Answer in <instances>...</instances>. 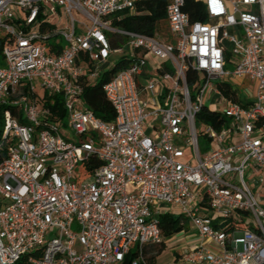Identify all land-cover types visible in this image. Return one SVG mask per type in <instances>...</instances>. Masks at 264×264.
Listing matches in <instances>:
<instances>
[{
    "label": "built area",
    "instance_id": "1",
    "mask_svg": "<svg viewBox=\"0 0 264 264\" xmlns=\"http://www.w3.org/2000/svg\"><path fill=\"white\" fill-rule=\"evenodd\" d=\"M135 1L0 0V264H121L130 251L137 264L146 245L163 241L159 216L171 209L199 237L184 260L264 264V0H197L206 22H190L185 0H167L174 44L112 25ZM55 36L63 48L50 54ZM113 36L125 43L112 48ZM110 53H125L129 65L102 85L115 110L103 121L83 92L113 64ZM148 54L159 60L155 75ZM228 78L255 89L244 98ZM57 95L63 119L53 112ZM220 99L225 108L210 110ZM203 109L226 122L197 126ZM92 158L101 164L85 169ZM79 163L86 177L75 182ZM232 219L247 228H230Z\"/></svg>",
    "mask_w": 264,
    "mask_h": 264
},
{
    "label": "trees",
    "instance_id": "2",
    "mask_svg": "<svg viewBox=\"0 0 264 264\" xmlns=\"http://www.w3.org/2000/svg\"><path fill=\"white\" fill-rule=\"evenodd\" d=\"M167 0H136L135 7L132 13L126 11L118 12L112 16V25L135 32L144 33L147 35H154L160 29V26L164 23L166 25V8ZM183 11L189 16L190 22L200 21L206 22L207 17L204 12L203 4L197 0H185ZM119 16V19L116 17ZM48 26H43L42 29L53 27L50 23ZM113 36L110 38L112 48H117L125 43L124 37ZM4 45V38L0 37V64L2 63L1 51ZM49 53L55 54L63 48V44L53 37L48 40ZM129 65V59L123 57L111 65H106L98 82L94 86H84L83 98L87 106L94 112V114L103 121H111L115 117V110L111 103L107 100L102 85L107 82L117 71L125 68ZM195 73L188 71L186 74V81L190 86L195 80ZM225 93L229 95V87H225ZM48 100V99H47ZM49 101V100H48ZM53 112L54 114L63 119L65 117V110L62 106V99L59 95L53 96ZM226 122L225 117H221L215 113H211L205 109L201 110L195 117V123L197 126L201 124L212 125L215 129L219 130L221 125ZM1 130V129H0ZM200 151H205L207 148L205 137L198 136ZM6 149L4 148L0 152V160L5 156ZM101 162L95 158L84 161L83 165L85 169L91 170L93 167H97ZM184 220V222H183ZM159 225L162 231L163 241L158 244H153L150 248L143 251V259L137 264H154V258L159 254L165 246L164 239L170 237L174 233L182 230L185 227V219L182 215L163 214L159 216ZM238 226L241 228H247V225L238 223L232 219L230 228ZM156 247V248H154ZM150 252L151 254H148ZM138 257V253L130 251L121 264H132V261ZM26 258L23 257L17 264H26Z\"/></svg>",
    "mask_w": 264,
    "mask_h": 264
},
{
    "label": "rangeland",
    "instance_id": "3",
    "mask_svg": "<svg viewBox=\"0 0 264 264\" xmlns=\"http://www.w3.org/2000/svg\"><path fill=\"white\" fill-rule=\"evenodd\" d=\"M66 20H67V17L66 18L64 17L63 20H62V23L59 25V27H62L63 25H65L66 24ZM77 31H80V29L78 27H77ZM157 34L161 38L165 39L167 42H170L172 44L175 43V38H174L172 32L169 30L167 23H166V25L163 23L160 26V29L158 30ZM226 46H227L228 49L231 48V45L230 44H227ZM125 55H126L125 53H110L108 55L107 59H108L109 62L114 63V62L118 61L119 59L123 58ZM0 66H3V63H1ZM233 68H234V65L232 63H229V62L226 63V65H225V70L226 71H232ZM153 74H156V73H153ZM228 79H229L230 83L235 84L238 87L239 92L241 93V95L244 98H246V96H247V94H246L247 91H251L252 92L255 89L254 82L252 80H249L248 78H246L244 80L242 78H228ZM216 81L217 80L215 79L214 82H216ZM34 82L36 84V91L39 94L43 93V89L39 86V81L35 79ZM247 98H249V97H247ZM225 106H226V103L223 100L220 99V100H217L216 102L214 101V103L210 104L209 105V109L210 110H215L217 108L223 109V108H225ZM148 121H151V117L148 118ZM59 130H60V133H61V135L63 136L64 139L68 140L70 137H72V133H71L69 127L67 126V121H65L59 127ZM150 131H151V129L149 127L144 126V132L146 134H149ZM67 137H68V139H67ZM185 152L190 155L191 150L190 149H186ZM187 159H188V157H186V156L183 158L184 161L187 160ZM73 173L75 175V178H74L73 181H75V182H80V181H82L86 177V171L83 168L82 163H79L78 165H76L74 167ZM175 213L176 214H180L181 211L179 209H177L175 211ZM244 218L247 221L248 220H251V218L250 217H247V216H245ZM52 231H54V230L52 229ZM184 235L186 237V236L190 235V233L189 232H185ZM184 235L182 237H184ZM175 237L176 236L171 237V238L168 239L169 241L168 240L167 241L170 244H173L171 242H174V243L175 242H178L177 241V238H175ZM76 248H78V249L81 248L80 245H79V243H76ZM133 248H135V247H133ZM154 248H156V247H154ZM238 249L239 250L242 249V245L241 244L238 245Z\"/></svg>",
    "mask_w": 264,
    "mask_h": 264
},
{
    "label": "crops",
    "instance_id": "4",
    "mask_svg": "<svg viewBox=\"0 0 264 264\" xmlns=\"http://www.w3.org/2000/svg\"><path fill=\"white\" fill-rule=\"evenodd\" d=\"M125 57V56H124ZM146 60H147V65L146 68L148 70V72L150 74L156 73L155 69L153 68V66H156L159 63L158 58H156L155 56L148 54L146 56ZM155 75V74H153ZM165 206V204L160 203L158 205L159 208H163ZM176 209H171V211H167L165 213H161V215L163 214H171V215H182V214H176L175 213ZM183 216V215H182ZM184 217V216H183ZM185 227L174 233L173 235H171L170 237L164 239V249L155 256L154 258V264H200L198 261L197 262H190V261H186L183 258V254L187 251H190L195 245L199 244V237L197 236V231L191 226V224L189 223L188 219L185 218ZM184 222V220H183ZM185 232H189L190 235L186 236L184 235ZM184 235V237H182ZM177 238L178 242H171L173 244H170L168 241L169 238L174 237ZM183 238V239H182ZM168 240V241H167ZM204 244L208 247H213L214 245H212V243L208 240L204 241ZM153 244H149L146 245L144 250L148 248H150V246H152ZM148 254H151L150 252H148ZM144 257V256H143Z\"/></svg>",
    "mask_w": 264,
    "mask_h": 264
}]
</instances>
